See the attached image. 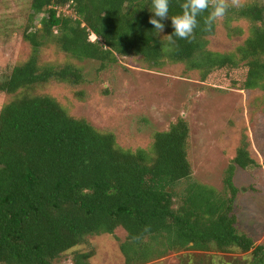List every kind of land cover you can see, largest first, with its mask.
<instances>
[{
    "label": "trees",
    "instance_id": "trees-1",
    "mask_svg": "<svg viewBox=\"0 0 264 264\" xmlns=\"http://www.w3.org/2000/svg\"><path fill=\"white\" fill-rule=\"evenodd\" d=\"M182 3L170 0L163 37L150 23L151 0H32L23 36L31 53L0 84L12 95L0 111V264H91L89 252H74L70 262L62 257L87 236L118 229L127 234L120 244L126 264L215 246L252 252L239 264H264V245L238 228L236 170L257 165L247 143L227 168L220 193L191 181L185 119L155 133L152 153L132 151L119 147L115 134L38 92L51 82L84 83L75 60L95 59L104 67L119 56L140 58L152 68L185 63L219 85H264V3L226 2L225 17L252 23L251 35L230 53L207 48L217 27L204 30L207 10L189 40L172 35L171 17L182 13ZM51 44L71 59L43 63V48Z\"/></svg>",
    "mask_w": 264,
    "mask_h": 264
},
{
    "label": "rangeland",
    "instance_id": "rangeland-1",
    "mask_svg": "<svg viewBox=\"0 0 264 264\" xmlns=\"http://www.w3.org/2000/svg\"><path fill=\"white\" fill-rule=\"evenodd\" d=\"M226 2L238 7L264 0ZM31 3L32 0H0V84L31 53L23 37ZM63 10L71 13V8ZM41 17L36 18L38 25ZM251 28L247 19L224 16L217 21L207 48L219 53L234 52L251 35ZM161 35L168 37L165 31ZM41 59L43 63H58L71 57L51 44L43 48ZM75 63L85 74L84 83L74 87L51 82L38 92L55 97L71 115L115 134L118 146L132 151L143 148L152 153L155 133L185 119L190 126L188 154L194 168L191 181L224 193L226 170L238 149L247 143L257 165L236 170L240 188L236 200L238 228L252 236L256 245H264V85L254 89L240 82L219 85L215 79L204 81L201 71L185 63L152 68L136 57L119 56L104 67L95 59ZM11 98V94L0 91V111ZM187 184L182 183L179 191ZM126 236L123 229L114 234L87 236L62 260L70 262L73 253L79 251L92 254L91 264H126L120 248ZM251 253L236 248L222 252L215 246L210 252L172 251L147 264H239Z\"/></svg>",
    "mask_w": 264,
    "mask_h": 264
},
{
    "label": "clouds",
    "instance_id": "clouds-1",
    "mask_svg": "<svg viewBox=\"0 0 264 264\" xmlns=\"http://www.w3.org/2000/svg\"><path fill=\"white\" fill-rule=\"evenodd\" d=\"M169 6L170 0H151L150 11L153 16L150 23L160 32L165 28L162 21L169 16ZM228 7L226 0H183L182 13L171 17L174 29L172 35L181 40H189L194 30L200 27L198 18L206 10L208 14L203 19L204 30L211 31L216 22L226 15Z\"/></svg>",
    "mask_w": 264,
    "mask_h": 264
}]
</instances>
